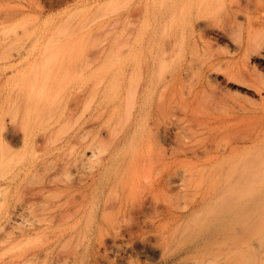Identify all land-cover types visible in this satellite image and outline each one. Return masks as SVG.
Masks as SVG:
<instances>
[{
	"label": "rangeland",
	"instance_id": "rangeland-1",
	"mask_svg": "<svg viewBox=\"0 0 264 264\" xmlns=\"http://www.w3.org/2000/svg\"><path fill=\"white\" fill-rule=\"evenodd\" d=\"M207 1L0 0V264H67L72 251L70 264L194 263L201 235L177 234L162 257L139 216L156 217L153 204L177 212L190 168L207 179L264 152V0ZM128 162L146 168L107 220L132 233L125 253L87 237L90 223L56 241L67 184L92 209L112 198L102 187ZM155 179L174 183L157 192ZM145 233L154 246L142 252Z\"/></svg>",
	"mask_w": 264,
	"mask_h": 264
},
{
	"label": "bare ground",
	"instance_id": "bare-ground-1",
	"mask_svg": "<svg viewBox=\"0 0 264 264\" xmlns=\"http://www.w3.org/2000/svg\"><path fill=\"white\" fill-rule=\"evenodd\" d=\"M201 1L205 4V0ZM201 7L205 9L204 6ZM199 9L198 13L201 11ZM45 138L42 136V139ZM258 139L256 136L253 138L255 140L254 143L252 142L253 145L255 143L256 146L260 145L261 142ZM91 155H93V149L90 146L82 147L70 166L76 167V171L79 167L84 168V158ZM245 157L241 156L240 159L235 157V163L239 161L240 164H235L231 160V163L235 165L231 167L229 165L227 167L230 168L227 169L219 164L210 171L207 179L198 178L199 173L202 174L201 171L190 168L188 182L185 185L190 190V194L184 197L186 201L183 206L175 208L177 212L160 209L153 204L152 210L156 217L146 218L144 213L139 216L137 220L139 225L145 226L147 223L153 226L150 234L160 245L158 247L161 251L160 256L163 257L166 253L164 244L171 246L169 240L177 237V234L186 235L188 238L201 235L198 237L201 245L194 250L193 264H264V152L251 153ZM241 159L244 160L240 161ZM145 165V163L132 162L117 164L114 167L115 172L108 177L110 182L102 187V190L107 189L109 193H112V198L99 199L101 204H95L92 209L89 208L82 194L71 193L79 189L78 185L67 184V196L60 204L62 209L58 213L56 223L65 227L55 234V240L76 238L79 236L80 226L83 223H90L85 234L87 237L96 236L99 246H102L104 251L125 253L132 233L127 230H113L108 226L107 220L113 219L110 214L125 204V201L122 202L121 199L126 194L127 188L129 191L134 187L135 178L146 168ZM152 169L155 170V168ZM98 170L97 168L89 171L91 174L83 190L95 188L94 184L100 177ZM152 181L154 182L151 188L157 192H161L164 186L174 183L160 179ZM259 182L261 185L263 183L260 186L261 189L258 187ZM183 185L184 182L181 186ZM198 186H202L200 190ZM115 198L119 199L116 207H114ZM142 202L144 204L146 201ZM147 204L151 203L147 202L144 205ZM21 213L20 208L13 210L8 222L20 218ZM10 233L12 234L7 235L14 234V232ZM36 233L38 230L34 229L33 232L22 233L21 237H29ZM150 240H152L151 236L143 234L138 248L142 252L151 249L154 245ZM77 255V251L68 252L62 257V261L70 264L77 259Z\"/></svg>",
	"mask_w": 264,
	"mask_h": 264
}]
</instances>
